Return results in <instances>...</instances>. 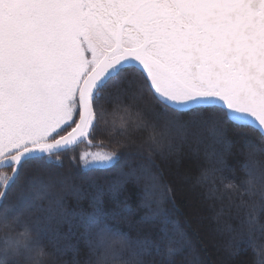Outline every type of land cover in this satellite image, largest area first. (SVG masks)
Wrapping results in <instances>:
<instances>
[{"label":"snow or ice","instance_id":"obj_1","mask_svg":"<svg viewBox=\"0 0 264 264\" xmlns=\"http://www.w3.org/2000/svg\"><path fill=\"white\" fill-rule=\"evenodd\" d=\"M128 69L139 72V88L118 79ZM113 81L124 93L131 89L132 101L146 89L157 102L154 120L137 110L135 121L137 129L148 131L153 146L166 134L157 128L161 115L165 130L210 125V158L224 165L235 147L225 124L258 130L264 139V0H0V168L11 169V175L0 172V224L11 227L10 218L20 223L25 212L38 213L22 231L4 236L0 264H35L37 250L56 261L45 247L46 240L58 236L50 232L51 203H43L50 199L48 184L26 177L12 206L7 192L26 166L63 167L59 153L71 152L80 142L91 145L97 122L106 115L98 103ZM189 113V120L182 119ZM215 113L223 114L218 122ZM258 151L264 148L251 141L242 146L247 159L240 186L250 197L249 227L259 225L264 235L259 220L264 216V167L254 160ZM119 159L116 152L79 156L88 170L112 167ZM141 169L154 183L162 181V174ZM122 176L127 180L136 173ZM108 190L117 192L119 186ZM72 191L81 198L80 190ZM103 195L99 189L92 197L95 209ZM55 204L62 210L64 201ZM60 215L69 222L68 213ZM79 216L87 233L101 239L109 234L107 224L93 213ZM121 243L130 241L124 237ZM135 243L140 253L154 247L148 240ZM88 246L94 242L89 240ZM174 251L168 248L169 257ZM258 264H264V244Z\"/></svg>","mask_w":264,"mask_h":264},{"label":"trees","instance_id":"obj_2","mask_svg":"<svg viewBox=\"0 0 264 264\" xmlns=\"http://www.w3.org/2000/svg\"><path fill=\"white\" fill-rule=\"evenodd\" d=\"M118 79L136 88L142 84L134 69H128ZM130 94L131 89L124 93L115 81L111 82L98 103L106 115L97 122L91 145L80 142L71 152L59 153L63 167L37 170L26 166L20 181L7 192V205H14L21 185L26 186V177L45 180L50 199L43 203L45 207L51 203L54 219L50 232L58 234L51 241L46 240L45 247L57 264H258L264 235L259 225L255 229L249 227L246 202L250 197L240 185L246 177L247 159L241 148L250 141L264 148L260 133L250 127L225 124L235 147L226 154L225 164L219 165L210 158V125L190 123L182 130H165L161 115L157 128L166 134L160 145L153 146L147 139L148 131L137 129L135 121L137 110L147 120H154L153 113L159 112L157 102L146 89L134 101L128 99ZM222 115L215 113L214 120L218 122ZM191 116L189 113L182 119L189 120ZM90 150L116 152L119 162L102 170L84 169L79 156ZM254 160L264 167V152L258 151ZM142 165L153 174H162V181L154 183L150 176L142 174ZM0 172L11 175L9 168ZM130 172L136 176L125 180L122 173ZM230 183L233 188L226 187ZM113 185L119 186V191H109ZM73 188L80 190V199ZM99 189L104 190V195L95 209L91 201ZM59 199L64 201L62 210L56 208L55 201ZM61 211L69 214V222L62 219ZM81 212L93 213L105 222L109 234L101 239L95 233H87L79 222ZM36 215L35 210L25 212L20 223L10 218L12 230L22 231L24 224H30ZM259 220L264 224V216ZM124 237L130 243L122 245ZM89 240L94 247L89 248ZM144 240L151 241L154 247L140 253L135 242ZM169 247L176 250L171 257Z\"/></svg>","mask_w":264,"mask_h":264},{"label":"clouds","instance_id":"obj_3","mask_svg":"<svg viewBox=\"0 0 264 264\" xmlns=\"http://www.w3.org/2000/svg\"><path fill=\"white\" fill-rule=\"evenodd\" d=\"M9 225H11V222H9ZM12 231L11 227H6L2 224H0V239H3L4 236L9 234ZM32 238L35 239V234H32ZM36 255V261L35 264H57L56 261L49 258L47 253H44L43 255L39 250L35 253ZM20 264H26L25 261L21 260Z\"/></svg>","mask_w":264,"mask_h":264},{"label":"rangeland","instance_id":"obj_4","mask_svg":"<svg viewBox=\"0 0 264 264\" xmlns=\"http://www.w3.org/2000/svg\"><path fill=\"white\" fill-rule=\"evenodd\" d=\"M126 71H128V70H126ZM126 71H125V72H126ZM123 73H124V72H123ZM123 73H122V74H123ZM122 74H121V75H122ZM86 152H103V151H94V150L92 151V150H90V151H85L84 153H86ZM104 152H105V151H104ZM114 163H115V162H114Z\"/></svg>","mask_w":264,"mask_h":264},{"label":"water","instance_id":"obj_5","mask_svg":"<svg viewBox=\"0 0 264 264\" xmlns=\"http://www.w3.org/2000/svg\"><path fill=\"white\" fill-rule=\"evenodd\" d=\"M257 131H258V130H257ZM77 145H78V144H77ZM77 145H76V146H77ZM76 146H75V147H76ZM61 153H62V152H61ZM2 169H6V168H0V170H2Z\"/></svg>","mask_w":264,"mask_h":264}]
</instances>
